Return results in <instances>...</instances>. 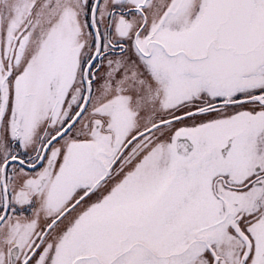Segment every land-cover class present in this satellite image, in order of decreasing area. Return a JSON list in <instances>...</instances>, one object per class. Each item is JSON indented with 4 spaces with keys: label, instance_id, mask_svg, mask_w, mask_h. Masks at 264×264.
<instances>
[{
    "label": "snow or ice",
    "instance_id": "6c2138e0",
    "mask_svg": "<svg viewBox=\"0 0 264 264\" xmlns=\"http://www.w3.org/2000/svg\"><path fill=\"white\" fill-rule=\"evenodd\" d=\"M0 264H264V0H0Z\"/></svg>",
    "mask_w": 264,
    "mask_h": 264
}]
</instances>
